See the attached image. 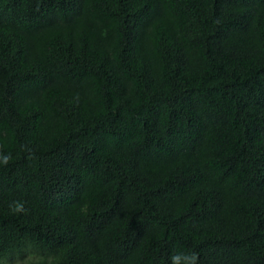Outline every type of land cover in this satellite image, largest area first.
Masks as SVG:
<instances>
[{
    "label": "trees",
    "instance_id": "16d2710c",
    "mask_svg": "<svg viewBox=\"0 0 264 264\" xmlns=\"http://www.w3.org/2000/svg\"><path fill=\"white\" fill-rule=\"evenodd\" d=\"M189 251L264 264V0H0V264Z\"/></svg>",
    "mask_w": 264,
    "mask_h": 264
},
{
    "label": "clouds",
    "instance_id": "9594fccd",
    "mask_svg": "<svg viewBox=\"0 0 264 264\" xmlns=\"http://www.w3.org/2000/svg\"><path fill=\"white\" fill-rule=\"evenodd\" d=\"M10 156L8 155H5L3 156V163L4 164H7L10 160ZM14 211L15 212H22L24 211V203L23 202H19V201H16L14 202ZM183 256L185 257L187 260H188V264H198V261H199V253L195 252V251H189L188 253H182L181 255H173L171 257V260H172V264H179V260H180V257Z\"/></svg>",
    "mask_w": 264,
    "mask_h": 264
}]
</instances>
